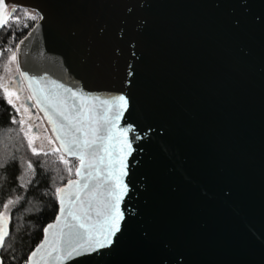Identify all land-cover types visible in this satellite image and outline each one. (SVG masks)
Segmentation results:
<instances>
[{
	"label": "water",
	"instance_id": "water-1",
	"mask_svg": "<svg viewBox=\"0 0 264 264\" xmlns=\"http://www.w3.org/2000/svg\"><path fill=\"white\" fill-rule=\"evenodd\" d=\"M5 4L40 17L17 44L20 71L128 100L121 231L66 264H264V0Z\"/></svg>",
	"mask_w": 264,
	"mask_h": 264
},
{
	"label": "snow or ice",
	"instance_id": "snow-or-ice-1",
	"mask_svg": "<svg viewBox=\"0 0 264 264\" xmlns=\"http://www.w3.org/2000/svg\"><path fill=\"white\" fill-rule=\"evenodd\" d=\"M5 0H0V28L11 27L14 23L21 25L18 9L13 6L6 13ZM24 20L37 21L36 14L23 12ZM27 27V23H23ZM21 44L23 41L20 42ZM7 51H12L10 48ZM19 51V45H17ZM17 62L16 52H12L4 65V71L11 73L10 65ZM20 80L27 82L30 92L29 100L34 105L17 104L12 99L20 100V82L15 77L4 81L0 77V90L4 98L21 115L19 124L24 131L25 116L30 122L33 116L30 107H37L44 113L52 128L59 147H52L49 153H60L59 161L65 165L68 175L73 168L76 179H69L66 186L57 187L55 196L59 202L60 212L54 224L44 229V241L28 257L26 264H66L67 261L110 247L114 237L121 231L124 214L121 203L128 192L123 178L127 175L128 157L133 152L129 133L131 127H120V120L128 108L124 95L111 97L86 96L80 91L65 87L46 77H30L15 69ZM24 112L21 113L20 109ZM13 123H16L13 120ZM34 122L24 132L28 148L34 156L43 151L33 147L35 136H31ZM52 144V140H48ZM65 155L79 162L65 159ZM72 165V166H70ZM27 170H33V164L27 163ZM24 185H22L23 187ZM8 200L0 211V248L6 245L9 236ZM2 264V262H0Z\"/></svg>",
	"mask_w": 264,
	"mask_h": 264
},
{
	"label": "trees",
	"instance_id": "trees-1",
	"mask_svg": "<svg viewBox=\"0 0 264 264\" xmlns=\"http://www.w3.org/2000/svg\"><path fill=\"white\" fill-rule=\"evenodd\" d=\"M23 12L36 14L18 9L21 25L13 23L11 27L0 29V77L8 57L39 20L25 21ZM25 22L27 27L23 26ZM9 48L12 51H7ZM19 121L0 90V211L4 210L3 205L8 200L14 202L9 205V236L5 247L0 248L3 264H26L31 252L41 242L45 227L54 221L58 213L55 189L74 179L75 172L73 168L72 175H68L65 165L59 161L60 153L45 156L43 153L48 149L34 156L24 136L26 128L24 126V131H21ZM68 160L74 161L77 166V161ZM28 162L33 164L32 171L27 170Z\"/></svg>",
	"mask_w": 264,
	"mask_h": 264
},
{
	"label": "rangeland",
	"instance_id": "rangeland-1",
	"mask_svg": "<svg viewBox=\"0 0 264 264\" xmlns=\"http://www.w3.org/2000/svg\"><path fill=\"white\" fill-rule=\"evenodd\" d=\"M15 52H16V49H15ZM10 67L12 68V72L11 73H6L3 70V73H2V76L1 77H3L4 81H7V79H9L10 77H13V76L16 75L15 69L17 67V62L14 63V64H12V65H10ZM22 91L25 92V88H22ZM12 99L14 100V97H12ZM22 102L24 103V101H22ZM21 109H20V112H21ZM14 111H15V109H14ZM22 112H23V110H22ZM15 113H16V116L18 117V119L20 120L21 119V115L20 114H17L16 111H15ZM37 118L39 120L34 123V127L32 128V132L30 133V135L36 137L33 145L36 148H38V149H40L41 148V145H43V151H45V150L50 149V146L52 144L55 145V141H54V139H53V137H52V135H51V133H50V131L48 129V126H47L46 122L44 121V119L41 117V115L39 113L34 116V120H37ZM24 126H25L26 132H27L28 129H29V123H28L27 116H25V124H24ZM33 129H35L34 132H33ZM48 140H52L53 143L52 144H49L48 143ZM55 147H57V146H55ZM74 178H75V172H74Z\"/></svg>",
	"mask_w": 264,
	"mask_h": 264
},
{
	"label": "flooded vegetation",
	"instance_id": "flooded-vegetation-1",
	"mask_svg": "<svg viewBox=\"0 0 264 264\" xmlns=\"http://www.w3.org/2000/svg\"><path fill=\"white\" fill-rule=\"evenodd\" d=\"M8 80V79H7ZM14 97V102L17 104V106H19L20 104H24L22 101H23V97L24 96H20L21 98H20V100H16V98H15V96H13ZM22 110H23V112H24V109L22 108L21 109V112H22ZM22 112V113H23ZM35 120H34V117H33V121L32 122H34ZM32 122H30L29 120H28V123L30 124V123H32ZM35 123V122H34Z\"/></svg>",
	"mask_w": 264,
	"mask_h": 264
}]
</instances>
